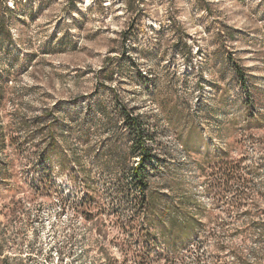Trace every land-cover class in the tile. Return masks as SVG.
Instances as JSON below:
<instances>
[{"label":"rangeland","instance_id":"1","mask_svg":"<svg viewBox=\"0 0 264 264\" xmlns=\"http://www.w3.org/2000/svg\"><path fill=\"white\" fill-rule=\"evenodd\" d=\"M0 264H264V0H0Z\"/></svg>","mask_w":264,"mask_h":264},{"label":"trees","instance_id":"2","mask_svg":"<svg viewBox=\"0 0 264 264\" xmlns=\"http://www.w3.org/2000/svg\"><path fill=\"white\" fill-rule=\"evenodd\" d=\"M118 69L121 70L120 65L118 66ZM236 70L238 73L244 74V68L242 66H236ZM109 89L111 90V88ZM112 99V103L115 105L114 110L105 107L100 102L96 105L95 109H92L90 107L91 104H89L82 120L77 119L75 122H77L78 126L85 127V123L93 120L98 113L103 114L109 126H116L119 129V132H117V139H123V136L125 135L123 140L131 141L130 146H128L127 151L125 152V156L130 159H137V162H133L130 170L132 171L133 177L135 178L139 191L141 192L139 203L142 207L147 205L150 207L151 203L148 192L150 185L149 182L152 176L151 172L154 169L151 162L155 158V148L153 147L156 139L155 134L152 132V127L146 113L140 112V109L135 106H131L128 101L117 93L113 94ZM45 116L43 114L41 117L44 118ZM132 136L135 138L130 140ZM47 141L45 147L46 155L49 153L50 149L55 148L57 143L56 138L51 134L47 136ZM119 157L123 158V155ZM158 163L159 161L156 160L155 164L158 165ZM169 209L170 208L168 207L164 209L162 217H167L169 215ZM169 224L170 226L168 229L166 228L165 236L175 237L176 231L180 229L178 223L170 220Z\"/></svg>","mask_w":264,"mask_h":264}]
</instances>
